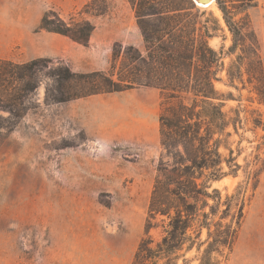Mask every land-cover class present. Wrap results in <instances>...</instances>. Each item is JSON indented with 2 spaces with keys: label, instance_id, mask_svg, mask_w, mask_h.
I'll return each mask as SVG.
<instances>
[{
  "label": "rangeland",
  "instance_id": "obj_1",
  "mask_svg": "<svg viewBox=\"0 0 264 264\" xmlns=\"http://www.w3.org/2000/svg\"><path fill=\"white\" fill-rule=\"evenodd\" d=\"M256 2L238 5L234 19L243 37L232 54L216 3L194 4L193 15L182 12L177 24L187 31L194 26L196 36L205 28L212 34L208 45L220 53L214 88L222 111L229 117L238 111L240 118L219 152L227 159L225 148H231L241 168L212 188L222 200H243V218L231 252L221 249L214 264H264V103L248 73L253 40L264 73V0ZM49 11L66 23L93 25L88 43L39 30ZM145 21L160 25L158 18ZM146 49L129 0H0V264L132 263L146 237L157 169L173 167L161 146L158 117L188 96L170 99L144 86L88 95L100 82L89 76L101 73L118 83L134 71L146 82ZM54 52L66 58L47 57ZM66 67L89 76L68 83L59 78ZM74 94L87 95L54 101ZM161 219L150 221L154 243L162 236ZM185 258L199 264L195 249Z\"/></svg>",
  "mask_w": 264,
  "mask_h": 264
},
{
  "label": "trees",
  "instance_id": "obj_2",
  "mask_svg": "<svg viewBox=\"0 0 264 264\" xmlns=\"http://www.w3.org/2000/svg\"><path fill=\"white\" fill-rule=\"evenodd\" d=\"M129 1L134 7L136 23L147 47L150 65H146V82H142L134 71L128 72L126 78L116 83L101 73L78 75L67 67L60 71L59 78L68 83L74 78H99L100 82L88 95L123 92L133 86H144L165 92L170 99L188 96L187 103L179 101L168 106L158 117L161 146L172 157L173 167L167 171L160 165L157 169L161 176L156 179L149 200L146 237L139 242L131 264H178L180 260L182 264H189L185 256L193 249L199 264H214L213 256L219 255L221 249L231 252L244 206L238 196H226L222 200L220 191L212 188L214 182L228 176L235 177L241 168L231 148H225L227 159L222 158L219 152L223 137H230V129L237 133L240 123L238 111L234 117L222 111L223 99L219 98L214 88V82L218 81L216 68L220 53L209 47L208 39L212 34L208 29L196 36L194 26L188 31L178 28L182 12L188 18L197 10L191 0ZM215 3L232 36L229 48L232 54L243 37V28L234 19L239 13H236L238 5L248 8L256 6L257 2L215 0ZM149 17L158 18L160 25L149 24L145 21ZM38 29L86 45L94 27L86 21L66 23L57 13L49 11L42 16ZM164 37L168 40H163ZM252 46L251 55L255 59L248 73L256 81L254 91L259 102L264 103V73L257 56L256 40H253ZM131 50L129 47V52ZM240 58L238 56V60ZM35 63L32 62L28 68ZM2 73L0 71V78ZM86 95L74 94L54 98V101L63 102ZM253 125L260 127L262 123L253 120ZM157 217L162 218V236L154 243L148 232L152 228L150 221ZM203 231L205 239L201 238Z\"/></svg>",
  "mask_w": 264,
  "mask_h": 264
},
{
  "label": "crops",
  "instance_id": "obj_3",
  "mask_svg": "<svg viewBox=\"0 0 264 264\" xmlns=\"http://www.w3.org/2000/svg\"><path fill=\"white\" fill-rule=\"evenodd\" d=\"M14 40H15V41H19L20 38H18V37H14L13 39H11L12 42H13ZM58 49L60 50V47H59ZM58 49L55 50V51H58ZM61 54H62L61 52H60V54H58V52H54V53L48 54L47 57H49V58H53V59H55V58L58 57V56H60V58H66V56H63V55H61ZM93 70H104V68L96 67V68H94Z\"/></svg>",
  "mask_w": 264,
  "mask_h": 264
},
{
  "label": "water",
  "instance_id": "obj_4",
  "mask_svg": "<svg viewBox=\"0 0 264 264\" xmlns=\"http://www.w3.org/2000/svg\"><path fill=\"white\" fill-rule=\"evenodd\" d=\"M197 6H205L210 3H215V0H191Z\"/></svg>",
  "mask_w": 264,
  "mask_h": 264
},
{
  "label": "bare ground",
  "instance_id": "obj_5",
  "mask_svg": "<svg viewBox=\"0 0 264 264\" xmlns=\"http://www.w3.org/2000/svg\"><path fill=\"white\" fill-rule=\"evenodd\" d=\"M210 5H212V3H210V4H207V5H205V6H200L201 8H207V7H209Z\"/></svg>",
  "mask_w": 264,
  "mask_h": 264
}]
</instances>
